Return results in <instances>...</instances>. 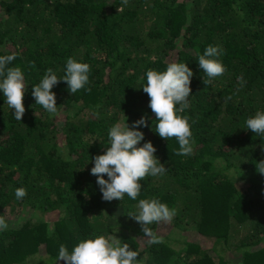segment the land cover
I'll return each instance as SVG.
<instances>
[{
  "label": "trees",
  "instance_id": "obj_1",
  "mask_svg": "<svg viewBox=\"0 0 264 264\" xmlns=\"http://www.w3.org/2000/svg\"><path fill=\"white\" fill-rule=\"evenodd\" d=\"M209 45L222 50L225 72L205 86L198 56ZM12 53L9 67L20 66L28 84L21 121L0 92V216L9 224L0 231V264H65L56 261L59 246L71 253L93 234L129 244L139 253L135 264H264V175L256 169L264 136L244 129L264 111V0H0V55ZM69 57L89 64V83L70 94L61 80L51 114L32 88L48 68L62 78ZM172 61L193 71L190 107L181 113L194 141L186 156L176 155L175 138L155 132L141 88L149 69ZM141 116L149 126H138L140 144H153L166 171L141 181L135 201L126 194L105 201L91 174L94 157L106 150L113 124ZM153 197L176 209L163 223L194 229L179 247L159 223L150 227L163 242L150 244L128 216ZM23 207L50 219L17 222Z\"/></svg>",
  "mask_w": 264,
  "mask_h": 264
},
{
  "label": "clouds",
  "instance_id": "obj_2",
  "mask_svg": "<svg viewBox=\"0 0 264 264\" xmlns=\"http://www.w3.org/2000/svg\"><path fill=\"white\" fill-rule=\"evenodd\" d=\"M127 2L128 0H122L123 4ZM222 54L219 46L209 45L203 54L198 56L199 67L207 77L202 78L205 86L225 72V67L219 59ZM15 59V53L0 55L2 78L0 92L3 93L8 107L13 110L15 119L21 121L25 113L23 98L28 83L25 82L24 72L20 66L9 67ZM64 71L65 74L61 78L52 68H48L40 82L32 88L31 94L35 98V103L51 114L57 113L56 97L52 89L61 80L66 82L70 94L85 89L89 83L88 63L69 57ZM192 76L193 71L187 63L172 61L167 64L164 71L149 69L146 72L147 82L141 87L148 95L149 107L155 114V132L163 139L175 138L178 141L179 151L176 155L186 156L193 151L194 141L189 117L181 115L190 107L188 98L192 94L190 88ZM238 81L243 85V76L238 77ZM147 120L146 116H141L131 127L126 122L113 124L107 134L109 143L106 150L94 157L91 174L96 176L102 199L105 201L113 199L120 201L125 194L135 201L141 191V181L147 176L165 173L166 167L156 157V148L153 144L150 141L140 144L144 139V133L138 126L148 127ZM244 129L264 136V111H257L248 117ZM256 169L264 175V160L257 162ZM105 175L107 179L104 178ZM26 195L25 188L15 189L16 199H22ZM137 209V212L129 213L128 216L141 225L150 244L162 243V239L150 226L154 223L170 222L176 215V209L169 208L156 197L140 199ZM8 228L6 219L0 216V231H6ZM93 236L94 238L79 241L71 253L64 244H61L56 261L62 260L65 264H135L139 253L132 250L129 244H121L115 235Z\"/></svg>",
  "mask_w": 264,
  "mask_h": 264
},
{
  "label": "rangeland",
  "instance_id": "obj_3",
  "mask_svg": "<svg viewBox=\"0 0 264 264\" xmlns=\"http://www.w3.org/2000/svg\"><path fill=\"white\" fill-rule=\"evenodd\" d=\"M119 122L120 123H124L126 121L123 120V121H119ZM126 123L129 125V127L132 126L128 122H126ZM30 217L33 218V219H37V218H40V217L48 219V220L50 219V215L49 214L41 213L40 211H38L36 209L29 208V207H23V209L19 210V213H18V215L16 217L17 218L16 221L18 222V221H21L23 218H30ZM158 226H159V231L162 234L169 233V236H168L169 238L168 239H170L172 244L174 246H176V247H179L181 245V240L180 239L183 240L184 238H186V235L187 236H189V235L191 236L194 233V231H193L194 229L181 230V229L176 228V230H173L171 228L172 226L170 227V225H168L166 223H163V222H160ZM180 231H182V232H180ZM184 233H185V236L180 237V235L184 234ZM174 237L179 238V240L178 239L175 240ZM209 245H210V243H209ZM227 264H233V263L229 261Z\"/></svg>",
  "mask_w": 264,
  "mask_h": 264
}]
</instances>
